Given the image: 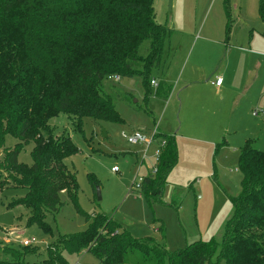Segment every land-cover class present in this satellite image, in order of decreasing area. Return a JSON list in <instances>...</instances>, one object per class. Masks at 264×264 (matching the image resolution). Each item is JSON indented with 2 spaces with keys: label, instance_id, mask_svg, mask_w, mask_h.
Listing matches in <instances>:
<instances>
[{
  "label": "rangeland",
  "instance_id": "374dc122",
  "mask_svg": "<svg viewBox=\"0 0 264 264\" xmlns=\"http://www.w3.org/2000/svg\"><path fill=\"white\" fill-rule=\"evenodd\" d=\"M152 1L156 22L172 30L162 65L153 74L170 89L168 96L155 94L151 85L145 99L137 80L124 79L114 91L122 96L115 101L121 122L95 124L85 118L75 129L72 119L60 114L49 125L54 135L68 137L77 147L65 164L76 177L82 211L104 214L131 236L155 238L173 252L199 240L221 242L231 198L241 193L239 151L248 141L264 152V122L253 114L264 110V23L259 0ZM217 74L224 79L221 93L200 84ZM186 81L193 83L186 87ZM154 128L174 136L177 163L160 200L146 201L132 187L141 148L127 144L121 133L149 134ZM16 143L10 135L4 139L5 148ZM32 148L33 143L22 146L18 162L30 165ZM153 149L138 176L153 166ZM24 194L11 185L0 190V263L12 260L5 248L21 250L24 240L33 239L22 262L43 264L48 244L87 228L65 192L60 212L45 217L53 235L28 225L29 212L13 205ZM160 226L161 232H155ZM62 256L64 264H100L86 251L75 255L64 250Z\"/></svg>",
  "mask_w": 264,
  "mask_h": 264
},
{
  "label": "trees",
  "instance_id": "16d2710c",
  "mask_svg": "<svg viewBox=\"0 0 264 264\" xmlns=\"http://www.w3.org/2000/svg\"><path fill=\"white\" fill-rule=\"evenodd\" d=\"M259 16L264 23V0H259ZM171 33L156 22L152 0H0V190L23 188L24 196L13 205L29 212L28 225L50 235L45 217L60 212L62 192L88 223L85 230L48 244L43 264H64V250L86 251L100 264H264V152L248 141L237 162L241 193L231 198L220 243L199 240L171 252L155 238L131 236L104 214H86L78 204L76 177L65 164L77 147L54 135L49 121L65 114L75 129L85 118L95 124L121 122L116 85L135 79L148 98ZM169 92L164 82L156 83L155 94ZM8 135L17 141L12 148L4 147ZM162 136L166 145L157 173L144 176L138 186L146 201L160 200L177 163L174 136ZM29 143L32 162L26 165L17 157ZM4 250L12 260L0 264H25L31 251L29 246Z\"/></svg>",
  "mask_w": 264,
  "mask_h": 264
},
{
  "label": "built area",
  "instance_id": "2783aa9c",
  "mask_svg": "<svg viewBox=\"0 0 264 264\" xmlns=\"http://www.w3.org/2000/svg\"><path fill=\"white\" fill-rule=\"evenodd\" d=\"M117 79V78H116ZM222 83V77L221 76H216L214 77V81L212 82V84L216 87L220 86ZM151 85L156 86V81L152 80L150 82ZM253 114L255 116H260L261 120L264 122V110H260V111H254ZM121 139L124 140L127 144H133V145H137L139 147L142 148V150L140 152H142V156L138 158L139 164L137 167V172L136 175L134 177V181H133V186H136L137 189H139V185L142 183L144 176H138V173L140 171V168L142 167V165L144 164V161L146 160L147 156H148V152L151 148H153V154L152 157L154 158V164L151 167V169L148 171L147 175H155L157 173V164L159 162V158L161 155V150L163 149V147L166 145V141L163 138V136L158 132L157 128H154L149 134H145L143 132H134L132 134H127L122 132L121 133ZM112 172H116L115 168H112ZM35 242V240H24L22 242L23 246H31L33 243Z\"/></svg>",
  "mask_w": 264,
  "mask_h": 264
},
{
  "label": "crops",
  "instance_id": "0c3cea01",
  "mask_svg": "<svg viewBox=\"0 0 264 264\" xmlns=\"http://www.w3.org/2000/svg\"><path fill=\"white\" fill-rule=\"evenodd\" d=\"M225 73H226V71H225ZM216 76H221L222 77V75H220V74H217V75H215V76H213V77H210L209 79H207L205 82H200V84L204 87V88H207V89H209V90H215L217 93L219 92V93H221L222 92V90H223V87H224V79H223V77H222V83H221V85L220 86H218V87H216V86H214L213 84H212V82L214 81V77H216ZM157 83V82H156ZM193 83V82H192ZM192 83H191V81L189 82V81H186V87H189L190 85H192ZM260 117V116H259ZM261 118V117H260ZM161 134V133H160ZM161 135H167V134H161ZM141 148V147H140ZM141 150H142V148H141ZM145 164V163H144ZM144 164L142 165V167L144 166ZM148 168H147V172L144 174V175H147V173H148ZM143 175V176H144ZM155 230V232H160V230H159V228H155L154 229Z\"/></svg>",
  "mask_w": 264,
  "mask_h": 264
},
{
  "label": "water",
  "instance_id": "95a60500",
  "mask_svg": "<svg viewBox=\"0 0 264 264\" xmlns=\"http://www.w3.org/2000/svg\"><path fill=\"white\" fill-rule=\"evenodd\" d=\"M96 196H97V199H98V200H100V199H101V197H100V192H99V190H98V189H96Z\"/></svg>",
  "mask_w": 264,
  "mask_h": 264
}]
</instances>
